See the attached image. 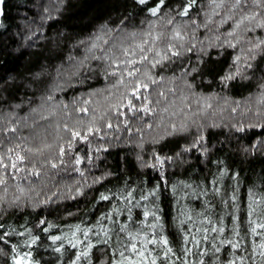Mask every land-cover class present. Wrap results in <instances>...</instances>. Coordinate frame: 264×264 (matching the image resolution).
I'll return each mask as SVG.
<instances>
[{
    "label": "trees",
    "instance_id": "trees-1",
    "mask_svg": "<svg viewBox=\"0 0 264 264\" xmlns=\"http://www.w3.org/2000/svg\"><path fill=\"white\" fill-rule=\"evenodd\" d=\"M260 225L264 0H0V264H264Z\"/></svg>",
    "mask_w": 264,
    "mask_h": 264
},
{
    "label": "snow or ice",
    "instance_id": "snow-or-ice-1",
    "mask_svg": "<svg viewBox=\"0 0 264 264\" xmlns=\"http://www.w3.org/2000/svg\"><path fill=\"white\" fill-rule=\"evenodd\" d=\"M140 2H141V3H144V0H140ZM161 2H163V0H161ZM157 11H158V9H155V8L152 9V14H153V15H156ZM185 14H186V10H185ZM109 127H111V125H109ZM73 135H74V136H79V133L77 132V133H74ZM17 159H18V160H22L23 158L18 156ZM12 166H13V167H16L15 164H13ZM104 199H107V197H104ZM260 226H261V227H264V225H260ZM215 230H216V229H213V231H215ZM54 239H59V237H56V238H54ZM163 243H164V244H167V241L165 240V241H163ZM234 247H238V245H234ZM261 247H264V245H261ZM132 249L135 250V245H134V244L132 245ZM168 251L170 252L171 249H168ZM121 255H123V254L121 253ZM140 255H143V253H141ZM77 259H79V257H78ZM16 264H21V260H20V259H17ZM153 264H155L154 261H153Z\"/></svg>",
    "mask_w": 264,
    "mask_h": 264
}]
</instances>
